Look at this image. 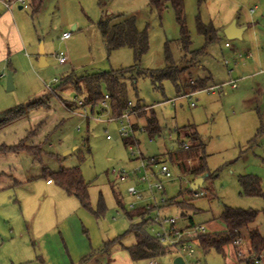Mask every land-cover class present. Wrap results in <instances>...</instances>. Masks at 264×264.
I'll list each match as a JSON object with an SVG mask.
<instances>
[{
    "label": "rangeland",
    "instance_id": "obj_1",
    "mask_svg": "<svg viewBox=\"0 0 264 264\" xmlns=\"http://www.w3.org/2000/svg\"><path fill=\"white\" fill-rule=\"evenodd\" d=\"M256 5L258 10L253 15L250 9ZM166 6L159 14L150 0H44L38 13L33 9L19 11V5H12V10L21 14L19 25L23 28L26 47L22 52L24 62L20 61L16 74L7 71L6 76L0 77V114L40 100L47 105L31 109L23 119L0 129V247L5 261L9 258L17 264L28 257L27 249L38 255L39 245H43L47 247L49 263L55 258H67L70 263L69 254L88 253L129 229L131 205L136 203L137 208L142 203L127 193L135 183L118 179L120 173L131 174L141 162L132 159L128 139L121 134V122L110 120L114 118L110 106L101 112L100 107L94 111L91 107L79 109L77 103H69L77 99L73 88L63 91L56 88L71 73L80 76L135 65L133 50L122 47L109 52L98 28L102 19L119 15L134 17L138 29L147 30L149 50L141 57L140 69H164L166 43L180 35L173 7L170 2ZM184 9L194 48L204 44L197 31L198 17L216 27L231 23L236 17L239 21L253 20L261 28L264 40V0H184ZM65 32L70 33L67 41L61 40ZM251 41L248 32L245 42L222 36L218 44L210 46L208 55L201 61L214 76L212 86L244 77L233 50L247 47ZM227 43L230 47H226ZM41 45L48 64L44 68L39 67L37 58ZM170 47L174 59L179 60L181 54L176 44L171 43ZM58 52L68 58L65 65L56 60ZM231 71L230 77L228 72ZM10 72L14 78L12 91L7 90ZM196 74L193 72V77ZM125 82L131 106L147 107L148 113L152 108L162 126H166L162 137L149 138L141 131L146 119L132 117L138 142L135 150L139 149L146 160L161 156L171 167L173 163L167 152L172 147L178 148L175 129L195 124L207 144L209 173L217 176L204 182L201 192L206 196L200 199L189 192L191 174L174 176L171 182H165L168 200L190 201L195 210H188L183 217L177 206L164 207L160 210L161 217L176 219L181 229L188 227L189 219L193 218L196 226H205L212 232L224 226L219 217L225 206L260 211L252 227L264 236V197L245 196L239 182L241 176H256L261 180L264 193V162L256 156L260 152L249 146L253 136L250 128L257 125L258 117L253 107L251 110L244 102L243 81L238 83V89L225 85L197 92L192 98L179 97L169 80L158 88L148 73L136 77L135 81L127 78ZM67 102L72 106L68 107ZM191 103L196 106L191 107ZM20 145L28 149H14ZM190 165L193 162L190 161ZM69 168H79L88 183L90 208L83 207L55 182L47 183L52 173ZM101 205L104 212L98 216ZM242 237V244L237 247L242 253L239 257L233 246H228L225 254H221L215 250L204 252L195 245V255L189 262L247 264L244 261L249 258L247 229L243 230ZM135 243V236L130 234L121 244L112 245V259L108 262L125 258L129 264H174L178 258L172 251L154 260L133 261L123 246Z\"/></svg>",
    "mask_w": 264,
    "mask_h": 264
},
{
    "label": "trees",
    "instance_id": "obj_2",
    "mask_svg": "<svg viewBox=\"0 0 264 264\" xmlns=\"http://www.w3.org/2000/svg\"><path fill=\"white\" fill-rule=\"evenodd\" d=\"M28 1L29 9H33L34 13H38L41 10L44 2V0ZM168 2H170L173 7L180 35L178 39L174 41L168 40L166 43L167 65L164 69L157 71H145L140 69L139 62L141 57L149 50L147 30H139L134 17L119 15L102 19L98 24V28L108 51L111 52L122 47L130 48L135 55V65L117 71L111 70L92 74L86 73L80 76L71 73L60 81V85L56 90L63 91L68 87L73 88L76 93V100H82L84 103L83 107H91L92 111L96 110L98 107H100L99 112L105 111L102 103L107 101L114 118L121 117L128 111L135 112L136 110H142L139 114H135V116L146 119L144 126L145 133L149 138L162 137L166 126H162L152 108L148 113L146 110L147 107L145 108L140 105L136 107L130 106L125 79L130 78L135 81L136 77L148 73L158 88L161 87L164 81H171L176 87L179 97L210 89L213 80L212 76L209 74L204 79L193 77L191 70L192 68L198 67L200 58L208 55L210 46L218 44L221 40V29L214 26L212 22H204L201 17H198L197 31L199 36L204 39V44L199 48H194L192 37L186 24L184 0H150L151 6L156 9L159 14L167 8L166 4ZM171 43H175L180 51L181 56L179 60L173 57L170 47ZM184 75H187L188 78H185ZM106 96H108L109 99H106ZM76 100L69 103L75 105L77 103ZM69 103L67 102L68 107L71 105ZM43 105H47V103L40 100L25 106H17L1 113L0 129L23 119L31 109H36ZM174 134L176 142L188 145V149L180 148L175 151L171 149L168 150L167 155L171 162L173 164H178L180 168H185L188 174L193 176L191 182L207 174L206 180H212L217 177L209 173L206 145L198 133L196 126L189 124L177 127ZM126 141L127 144L132 142L131 140ZM14 149L19 151L24 149L27 150L28 148L24 145H20ZM154 160L161 163L163 158H161V156L155 157ZM148 161H150V159H148ZM188 161L193 162V165L188 166ZM48 182H55L67 195L77 198L83 207H91L88 191L89 186L83 178L79 168L61 169L56 173H52ZM191 182L189 184H191ZM239 182L245 196L264 197L261 180L258 177L253 175L241 176ZM203 188L192 190L190 187L189 192L194 196L196 191H201ZM169 206H177L183 212V217H186V212L188 210H195L194 204L190 201L179 202L177 199H170L163 207ZM103 212L104 206L101 205V209L97 212V215L102 216ZM259 214L260 211L243 210L225 206L219 217L220 222L224 226L218 231H208L191 240L204 252L215 250L218 253L225 254L226 248L228 246H233L236 250V255L239 257L238 248L234 246L233 243L239 238L243 239L242 232L244 229H247L249 258L245 261L247 264H255L256 259L264 258V236L260 233L259 229L252 227L258 219ZM150 215L151 212L145 210L143 207L130 210L128 213L130 221L129 229L124 235L105 243L104 251L106 249L108 250L109 246L113 244H121L123 238L132 234L136 238V243L130 247L123 246V248L128 251L133 261L154 260L172 253L169 247L163 245L158 238L150 233ZM135 218H137V222H135ZM195 227L197 226L193 218H190L187 228Z\"/></svg>",
    "mask_w": 264,
    "mask_h": 264
},
{
    "label": "crops",
    "instance_id": "obj_3",
    "mask_svg": "<svg viewBox=\"0 0 264 264\" xmlns=\"http://www.w3.org/2000/svg\"><path fill=\"white\" fill-rule=\"evenodd\" d=\"M2 1H12V0H0V3L3 5L0 9V77L3 78L6 76L7 71H11L14 75L16 74V68L19 66L20 61L24 62V56L22 55L23 49L26 47L24 34L22 32L23 28L19 25V21L21 18V14L15 12L11 8H7ZM18 6V5H17ZM19 11L24 10L22 7H18ZM258 10V6H254L250 9L251 14H255ZM237 20V25L240 27H246L242 35L241 41L245 42L246 34L249 32V40L252 39L251 43L247 47H241L233 50L234 56L237 57V63L241 65L242 72L244 77L240 79L233 80L229 79L227 82H223L220 84L211 85V87L215 89L223 88L225 85L231 86L232 89H238V83L243 81V86L241 88V93L245 96L244 102L247 106L252 110H255L258 117V122L256 126L252 125L250 130L252 133V137L250 142V149H256L260 153L256 154L258 158H260L264 162V40L262 39L260 32L261 28L257 27L255 21H249L248 19H244L243 21H239V18H234ZM233 19V20H234ZM232 20V21H233ZM231 21V22H232ZM230 21L223 25L222 27H217L221 29V38L225 37L223 30L229 26ZM73 31H76V27H73ZM65 32L64 34H66ZM63 34V35H64ZM62 35V37H63ZM61 37V40H62ZM226 38V37H225ZM70 39V38H69ZM67 39V40H69ZM65 40V41H67ZM240 40V39H235ZM106 45V44H105ZM226 47H230L229 44H226ZM207 56V55H206ZM27 57L28 54H27ZM39 59V54L38 57ZM202 58H200V62L198 67L192 68L191 72H196V77L201 79L206 78L209 74L212 76L214 83L215 79L211 71L205 67L202 63ZM226 63V62H225ZM228 68V64H225ZM228 75L231 77L232 71L228 72ZM211 83V84H212ZM210 87V88H211ZM204 91V90H201ZM200 92V91H197ZM192 93V97L197 93ZM190 97V98H192ZM191 107H195L196 105ZM141 119V118H140ZM195 125V124H192ZM196 126V125H195ZM197 128V126H196ZM250 133V134H251ZM174 135V134H173ZM202 138V136H201ZM203 140V138H202ZM204 141V140H203ZM205 143V141H204ZM206 147L207 144L205 143ZM168 153V152H167ZM47 183H49L47 181ZM253 226V225H252ZM217 231L220 229H216ZM214 229V231H216ZM109 242V241H108ZM107 243V242H106ZM105 244V243H104ZM104 244L90 252L82 253L79 256L74 254H69L70 263L66 258L63 260L62 258H55L54 261L49 263V257L46 256L47 247L43 245H39L38 255H35L31 250L27 249L28 257L22 260L17 261V264H27V263H37V264H129L127 259H120L118 261L113 260L112 262H108L111 258V249L112 245L109 246L108 250L104 251ZM116 245V244H113ZM11 249V246L9 250ZM2 247H0V264H13L14 262L11 259H7L6 261L1 256ZM8 250V251H9ZM126 250V249H125ZM48 251V250H47ZM128 252V251H127ZM129 258L131 259L129 253ZM18 258H20L18 256ZM112 259V258H111ZM132 260V259H131ZM141 261V260H140ZM245 261V260H244ZM246 262V261H245ZM192 262L191 264H193ZM247 263V262H246Z\"/></svg>",
    "mask_w": 264,
    "mask_h": 264
},
{
    "label": "built area",
    "instance_id": "obj_4",
    "mask_svg": "<svg viewBox=\"0 0 264 264\" xmlns=\"http://www.w3.org/2000/svg\"><path fill=\"white\" fill-rule=\"evenodd\" d=\"M2 2L7 8H11L12 5H19L25 10L29 9L28 0H12ZM69 38L70 33H66L63 35L62 40H67ZM55 58L60 65H65L68 61V58L63 52H58L55 55ZM55 81L58 82V80ZM214 89L215 88H210L207 89V91H212ZM183 97L190 98L192 97V95L189 94ZM106 99H109V97L106 96ZM172 102H175V100ZM83 105L84 103L82 102V100H78V108H86L83 107ZM194 105L195 104L193 103L192 106ZM102 106L104 109H107L109 107V104L107 103V101H104L102 103ZM135 114L136 112L128 111L121 117L110 119L112 121L118 120L121 122L122 136L132 141L128 144L132 159L141 162V165L137 167L131 174L120 173L118 180L122 182L127 179H130L135 183V185L130 186L128 188L127 193L136 202L142 203V205L139 207H143L145 210L151 212L149 227L150 233L156 238H158L163 245L169 247L172 251H175L178 257H181L185 261V264H191L189 262V258L194 257V246L196 244L191 239L196 238L200 234L207 233V228L205 226H197L195 228L186 227L184 229H181L177 226L176 219L163 218L160 215V210L164 208L163 206L169 201L167 199V192L164 183L171 182L174 179V176L182 177L188 174V172L185 168H180L178 164H172L170 167L168 164H166V162H156L154 158L148 161L143 157V154L139 149L135 150L134 146L138 148V142L134 137L136 130H134L133 124L131 122V118L134 117ZM141 131H144V128ZM177 144V149H188V145H185L184 143L179 142ZM171 150L175 151L176 149L172 147ZM187 165L191 166L190 161L187 162ZM177 170L179 173H177ZM205 196V192L196 191L193 197L199 199ZM137 208L136 203H133L131 205V210H135ZM155 227H157L158 230H156ZM233 244L234 246L240 248L242 244V239H237L236 241H234ZM238 254H242L240 250L238 251ZM193 264L200 263L194 262ZM255 264H262V259H256Z\"/></svg>",
    "mask_w": 264,
    "mask_h": 264
},
{
    "label": "water",
    "instance_id": "obj_5",
    "mask_svg": "<svg viewBox=\"0 0 264 264\" xmlns=\"http://www.w3.org/2000/svg\"><path fill=\"white\" fill-rule=\"evenodd\" d=\"M245 30H246V27L238 26L237 20L234 19L231 22V24L223 30V33L227 40H235V39L241 40L242 35ZM38 63H39L40 68H44L48 65L46 62V53H45L43 45L40 46ZM263 88H264V84H263ZM7 90L8 91L14 90V78L11 72L8 74V78H7ZM177 173H179L178 170H177ZM207 176L197 178L196 180L191 182L190 184L191 189L199 190L203 188V185H204V182L206 181ZM105 229H107L106 225H105ZM174 264H185V261L181 257H178L175 259Z\"/></svg>",
    "mask_w": 264,
    "mask_h": 264
}]
</instances>
